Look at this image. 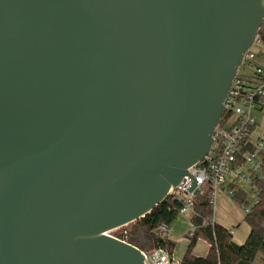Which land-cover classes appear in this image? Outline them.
I'll use <instances>...</instances> for the list:
<instances>
[{
    "label": "water",
    "instance_id": "water-1",
    "mask_svg": "<svg viewBox=\"0 0 264 264\" xmlns=\"http://www.w3.org/2000/svg\"><path fill=\"white\" fill-rule=\"evenodd\" d=\"M263 26L264 0H0V264H146L106 233L208 156Z\"/></svg>",
    "mask_w": 264,
    "mask_h": 264
},
{
    "label": "built area",
    "instance_id": "built-area-1",
    "mask_svg": "<svg viewBox=\"0 0 264 264\" xmlns=\"http://www.w3.org/2000/svg\"><path fill=\"white\" fill-rule=\"evenodd\" d=\"M260 34L245 55L239 69L254 66L255 72L248 80L239 75V71L234 78L224 102V112L227 111L230 115L224 121L221 119L216 127L208 156L189 168L180 184L169 191L168 198L181 206L180 215L186 214L191 217L196 215V200L204 195L206 184L210 188L213 212L220 193H226L233 199V192L228 189L230 185L249 194L248 205L243 207L246 214L259 203V192L254 188L253 182L257 177L264 179L262 171L264 154H261L264 152V139L254 137L258 125L253 113L255 111L264 113V69L257 65V59L264 56V42ZM194 185V189L191 190ZM212 222H215L214 217ZM128 226L106 234L128 242L131 236ZM196 229L194 226L193 232ZM169 231L168 226L162 225L156 233L162 238H167L166 234ZM143 253L146 264L180 263L175 262L168 252L158 250L155 246L152 249H144Z\"/></svg>",
    "mask_w": 264,
    "mask_h": 264
},
{
    "label": "trees",
    "instance_id": "trees-1",
    "mask_svg": "<svg viewBox=\"0 0 264 264\" xmlns=\"http://www.w3.org/2000/svg\"><path fill=\"white\" fill-rule=\"evenodd\" d=\"M264 42V33L261 32ZM230 114L225 111L222 121ZM264 172V164L262 166ZM254 188L259 192V203L246 214L245 221L250 225V234L246 241L239 245L233 240V233L228 228L212 222L214 217L210 198V188L206 184L204 195L196 200V215L192 217V223L197 229L189 235L188 248L179 264H256L258 258L264 263V179L255 178ZM233 192V200L241 207L248 205L249 194L233 185L228 187ZM181 206L178 202L167 198L150 214L138 220L136 225L154 238L156 249H163L172 257L175 243L168 238L157 235L162 225L168 226L180 215ZM199 239L206 240L209 245V253L206 257H198L193 254V249ZM128 242L135 243L131 236Z\"/></svg>",
    "mask_w": 264,
    "mask_h": 264
},
{
    "label": "rangeland",
    "instance_id": "rangeland-1",
    "mask_svg": "<svg viewBox=\"0 0 264 264\" xmlns=\"http://www.w3.org/2000/svg\"><path fill=\"white\" fill-rule=\"evenodd\" d=\"M261 32L264 33V28L261 29ZM263 62L261 63L263 64ZM254 72V66H245L244 69L239 70V75H241L245 80H248L252 77ZM253 117L258 125L254 137L264 139V113L255 111L253 113ZM261 154L263 155L264 152ZM245 189L248 190L247 187H245ZM216 205L217 206L214 209V217L218 224L233 232L234 242L244 243L251 230L250 225L245 221L246 213L244 208L223 192L219 194ZM191 219V215H179L171 224L170 231L166 234L167 238L175 243L172 255L175 262L179 263L182 260L188 248V237L193 232L194 227ZM128 229L131 231L132 239L134 241L140 243L141 240L145 241V239H149L154 244V238L152 235L146 231L144 232V235H142L141 232L143 233L144 230L139 228L136 223L130 224ZM209 249V243L204 239H199L193 249V254L198 257H206L209 253ZM256 264H264L262 258L259 257Z\"/></svg>",
    "mask_w": 264,
    "mask_h": 264
},
{
    "label": "crops",
    "instance_id": "crops-1",
    "mask_svg": "<svg viewBox=\"0 0 264 264\" xmlns=\"http://www.w3.org/2000/svg\"><path fill=\"white\" fill-rule=\"evenodd\" d=\"M264 56H262V57H259L258 59H257V65L258 66H261V67H263V69H264ZM260 62V63H259ZM261 62H263V64L261 63ZM215 218V217H214ZM215 222L216 223H218L217 221H216V219H215ZM141 234L142 235H144V232L142 233L141 232ZM250 234V233H249ZM249 236V235H248ZM248 238V237H247ZM246 241V240H245ZM145 242H146V248L145 249H152L155 245L153 244V242L151 241V240H149V239H145ZM135 243L136 244H138L140 247H141V243H139V242H136L135 241ZM237 244H239V245H242L243 244V242H241V243H237Z\"/></svg>",
    "mask_w": 264,
    "mask_h": 264
},
{
    "label": "flooded vegetation",
    "instance_id": "flooded-vegetation-1",
    "mask_svg": "<svg viewBox=\"0 0 264 264\" xmlns=\"http://www.w3.org/2000/svg\"><path fill=\"white\" fill-rule=\"evenodd\" d=\"M263 28H264V26H263ZM141 247L143 248V249H145L146 248V242L144 241V240H141ZM146 250V249H145Z\"/></svg>",
    "mask_w": 264,
    "mask_h": 264
}]
</instances>
